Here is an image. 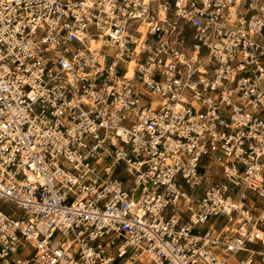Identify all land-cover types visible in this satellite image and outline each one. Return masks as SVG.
Returning a JSON list of instances; mask_svg holds the SVG:
<instances>
[{
	"label": "built area",
	"instance_id": "1",
	"mask_svg": "<svg viewBox=\"0 0 264 264\" xmlns=\"http://www.w3.org/2000/svg\"><path fill=\"white\" fill-rule=\"evenodd\" d=\"M0 264H264V0H0Z\"/></svg>",
	"mask_w": 264,
	"mask_h": 264
},
{
	"label": "rangeland",
	"instance_id": "2",
	"mask_svg": "<svg viewBox=\"0 0 264 264\" xmlns=\"http://www.w3.org/2000/svg\"><path fill=\"white\" fill-rule=\"evenodd\" d=\"M171 207L168 209V211H171ZM242 256L238 257V259H240ZM238 259H236L234 262H236Z\"/></svg>",
	"mask_w": 264,
	"mask_h": 264
},
{
	"label": "bare ground",
	"instance_id": "3",
	"mask_svg": "<svg viewBox=\"0 0 264 264\" xmlns=\"http://www.w3.org/2000/svg\"><path fill=\"white\" fill-rule=\"evenodd\" d=\"M130 75H132V70H131V72H130Z\"/></svg>",
	"mask_w": 264,
	"mask_h": 264
}]
</instances>
